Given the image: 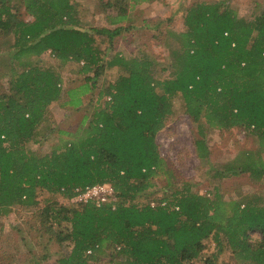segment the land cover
Listing matches in <instances>:
<instances>
[{
  "label": "trees",
  "instance_id": "obj_1",
  "mask_svg": "<svg viewBox=\"0 0 264 264\" xmlns=\"http://www.w3.org/2000/svg\"><path fill=\"white\" fill-rule=\"evenodd\" d=\"M13 2L0 0V30L14 33L18 62V68L10 65L13 93L0 95V215L18 204L37 205L41 190L72 200L78 188L110 183L115 201L100 206L71 201L55 211L50 230L59 241L73 243L60 264H89L107 252L113 264H194L205 251L204 264H217L227 248L238 264H264L263 195L225 201L217 187L201 194L185 182L153 199L154 179L167 170L157 134L176 97L198 126L201 158L211 154L205 142L210 129L242 127L256 136V149L212 168L218 176L249 172L264 178V13L240 16L231 0L191 5L185 30L168 29L169 75L156 77L159 62L151 54L115 53L106 65H117V76L100 92L93 115H85L75 131L57 130L58 142L51 152L41 153L31 143L40 141L43 130H54L48 107L63 91L68 95L63 105L83 104L104 66L96 34L112 41L123 29L119 23L130 16H110L115 28L86 30L75 27L80 23L71 0H23L34 16L27 22L17 18ZM47 50L62 62L80 64L85 82L65 88L56 70L30 58ZM23 55L26 60L20 61ZM254 231L262 236L256 242L250 236Z\"/></svg>",
  "mask_w": 264,
  "mask_h": 264
},
{
  "label": "rangeland",
  "instance_id": "obj_2",
  "mask_svg": "<svg viewBox=\"0 0 264 264\" xmlns=\"http://www.w3.org/2000/svg\"><path fill=\"white\" fill-rule=\"evenodd\" d=\"M17 1L12 3L17 18L26 22L33 21L34 16L29 13L23 0L17 10L14 5ZM71 1L76 7L75 15L80 23L75 26L77 28L86 30H91L92 27L115 28L117 25H112L109 18L120 14H126L130 19L119 23L123 29L112 41L103 34H96L98 43L104 51L102 53L104 66L96 86L83 95V104L79 107L63 105L68 99L64 91L60 99L48 107L49 127L54 130H43L45 137L41 136L39 142L31 143V147L41 153L51 152L53 145L58 142L57 130L75 131L85 115L90 117L93 115L100 92L117 76L119 67L106 65L115 53L120 52L127 56L151 54L159 62L156 77L164 78L170 72L169 51L164 44L168 37V29L185 30L184 15L191 5L202 1L221 0H148L126 7L108 6L109 0ZM231 1L240 16L250 18L264 13V0ZM1 31L0 95L13 93L9 83L11 63L18 68V62L13 58L17 51V47L14 46L15 35L13 32ZM30 58L36 64L56 70L62 76L65 88H77L86 80L87 74L81 71L80 64L72 61L62 62L51 50ZM19 60H26V56H21ZM102 103L104 98L101 100ZM173 107L172 114L168 116L164 127L157 134L159 151L167 162V170L154 179L156 190L153 199L170 195L185 182L189 183L192 191L201 194L212 193L217 187L225 201L237 200L253 193L264 196V178L256 179L249 172L221 177L212 170L214 166L219 169L221 164L234 159L244 150L256 149L258 146L256 136L242 127L228 130L210 129L205 136V142L211 154L209 158H201L198 155L196 140L202 136L197 124L185 112L181 97H176ZM262 156L264 157V151ZM37 199L39 201L37 205L18 204L12 207L9 214L0 215V264H60V259L71 252L73 243L59 241L55 230H50L49 224L55 211L61 205H69L73 200L51 195L44 190L38 192ZM153 203L156 204L155 200L152 205ZM166 203L167 201H164L162 205ZM250 236L253 242L262 237L259 231L251 232ZM209 243L213 247L212 242ZM108 253H103L99 259L89 261V264H113ZM208 254L205 251L194 264H204V256ZM216 263L238 264L229 248L220 255Z\"/></svg>",
  "mask_w": 264,
  "mask_h": 264
},
{
  "label": "built area",
  "instance_id": "obj_3",
  "mask_svg": "<svg viewBox=\"0 0 264 264\" xmlns=\"http://www.w3.org/2000/svg\"><path fill=\"white\" fill-rule=\"evenodd\" d=\"M76 191L77 194L72 198L74 202L87 203L93 201L97 206H100L101 204L110 203L116 199L114 188L110 183L89 185L84 189L78 188ZM88 252L90 253L91 250Z\"/></svg>",
  "mask_w": 264,
  "mask_h": 264
}]
</instances>
